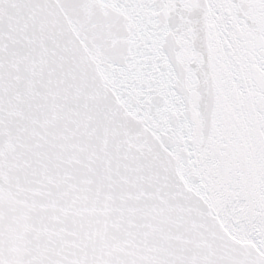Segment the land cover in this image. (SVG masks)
<instances>
[{"label": "snow or ice", "instance_id": "1", "mask_svg": "<svg viewBox=\"0 0 264 264\" xmlns=\"http://www.w3.org/2000/svg\"><path fill=\"white\" fill-rule=\"evenodd\" d=\"M0 264H264V0H0Z\"/></svg>", "mask_w": 264, "mask_h": 264}]
</instances>
